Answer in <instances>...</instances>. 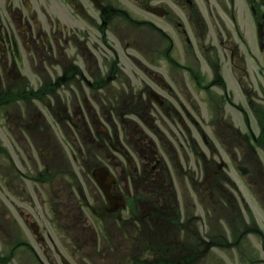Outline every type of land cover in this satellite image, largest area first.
<instances>
[{"label": "flooded vegetation", "instance_id": "af4514ba", "mask_svg": "<svg viewBox=\"0 0 264 264\" xmlns=\"http://www.w3.org/2000/svg\"><path fill=\"white\" fill-rule=\"evenodd\" d=\"M132 1L0 0V191L16 199L12 251L28 250L14 264L146 263L115 233L194 250L210 243L212 202L239 211L226 185H264V0Z\"/></svg>", "mask_w": 264, "mask_h": 264}, {"label": "rangeland", "instance_id": "374dc122", "mask_svg": "<svg viewBox=\"0 0 264 264\" xmlns=\"http://www.w3.org/2000/svg\"><path fill=\"white\" fill-rule=\"evenodd\" d=\"M130 6L132 9V0H130ZM3 136L4 134L1 133L0 144L2 148H0V185H2L3 188H6L4 181L9 182L11 185V178L9 173L12 167V147L10 146L11 144L7 141V139ZM57 140H59V138H57ZM3 141H6L9 145L7 144L5 147H3ZM73 169L78 172V169H76L74 166ZM76 178H78L79 182L82 181L81 176ZM262 183L264 182L260 181V184ZM237 185L238 186L236 187H230L226 185V189L225 191H223V193L227 196L231 194L233 196L235 195L237 199L239 198V195H241L244 201L246 202L240 203V206L242 207V226L236 229L233 228L232 230H229L226 226L229 222L230 217L226 218L225 221L222 219L219 220V217L222 214H219L215 210L218 208V205L212 202L211 211H213V213H211V215H214L213 217H211L210 233H212V239L217 243V245L215 247L205 248L204 250H202L203 248H197L196 250L178 249L175 258H178L179 260H186V263L188 264H264V248L260 245V239L262 237L264 238V214L262 215L261 213H259L260 216L258 218H255V212H253V204L249 201L248 198V194H250V191H252V189L249 188L248 191L245 189L246 186L244 184L241 185L238 183ZM187 186L185 187V194H187ZM83 188H85V186H83ZM6 191L7 190L5 189L0 191V228L2 227V231L0 233V255L9 251L11 254L8 255L7 258L10 259L8 261L6 260L7 262H0V264H14L13 251L15 252V254L21 251V257L25 261L28 258V250H25V252L20 248H17V250L12 251L11 247L13 246V244L11 243H14L15 241V234L9 233L7 231L8 228L11 226L9 216L14 214V207L12 206V204L16 202V199L15 197L10 196V194H7ZM188 193H190V191H188ZM5 194H7V198L5 197ZM34 203L36 204V202ZM19 205L21 208L25 207L24 203H19ZM246 205L248 206V211L245 208ZM29 209L32 212L30 206L28 207V210ZM196 209V213H199L201 215L200 208L196 207ZM223 214H225V212ZM230 220L231 223L234 225V219ZM5 221H8V223H6ZM256 221L259 227L255 225ZM4 223L5 225L3 226ZM196 227L201 228L200 221H196ZM253 227H258V229ZM181 230H183V228H180V232H178L179 241L188 243L189 238L186 237V233ZM242 231L245 232L242 233ZM23 236L24 238H28L30 242L33 241L34 236L29 231H26L25 235ZM52 236L58 242V236L64 235L54 234L53 232ZM217 236L219 239L217 238ZM224 237L230 241L229 245H226L228 244V242L227 240L225 241ZM122 240L123 239L120 234H114V242H122ZM66 241L67 243H69L72 240L68 237ZM63 242L65 243V239H63ZM196 252L198 253V255H196ZM195 257H198L200 260H195L193 262ZM71 262L73 261L71 260ZM58 264L61 263L58 262Z\"/></svg>", "mask_w": 264, "mask_h": 264}]
</instances>
